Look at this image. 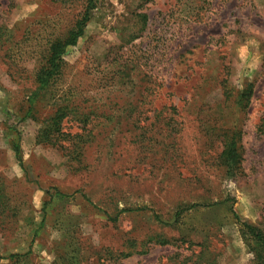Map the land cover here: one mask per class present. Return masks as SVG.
Masks as SVG:
<instances>
[{"label": "rangeland", "instance_id": "1", "mask_svg": "<svg viewBox=\"0 0 264 264\" xmlns=\"http://www.w3.org/2000/svg\"><path fill=\"white\" fill-rule=\"evenodd\" d=\"M83 11L0 0V257H25L0 264H253L233 212L264 219V0H99L34 99L50 42ZM61 107L69 150L38 136ZM235 126L233 179L219 156Z\"/></svg>", "mask_w": 264, "mask_h": 264}, {"label": "trees", "instance_id": "2", "mask_svg": "<svg viewBox=\"0 0 264 264\" xmlns=\"http://www.w3.org/2000/svg\"><path fill=\"white\" fill-rule=\"evenodd\" d=\"M98 1L99 0H84V11L70 32L65 37L56 38L50 42L45 57V63L36 73L38 88L35 94H33L34 99H37L42 92H45L51 83L61 74L64 66V54L70 46L76 45L80 37L84 34L85 28L90 19L91 11L96 7ZM140 16L142 22L146 24L147 15L143 13L140 14ZM252 94L253 87L251 85L241 91L238 97L239 106L246 109L249 106ZM67 115L66 108L61 107L52 115L41 121L42 127L38 136L43 140L42 142L49 141L50 144L57 145L63 150H69L72 145L67 146L61 143V141L65 140L68 136H74L64 130L63 120ZM31 116L34 115L32 114ZM242 136V129L237 126L228 129L221 134L223 149L220 153L219 160L224 173L228 178L235 179L243 174L244 147L242 144ZM13 147L17 154L21 152L18 135L13 139ZM78 147V145H75V148ZM195 205L196 204L179 206L177 212L174 214V223L180 220L181 215L185 211ZM233 214L237 220L236 222L241 226L242 235L249 246L250 251L253 253V264H264V219L259 223H251L241 220L235 211ZM150 242L165 245L171 243L172 240L157 235L151 237ZM146 252L147 251L144 250L136 251V253L139 254ZM120 254H122L123 258H126L133 253L123 251ZM0 258H9L14 260V262L25 261V257H22V254L20 253H12L9 257Z\"/></svg>", "mask_w": 264, "mask_h": 264}]
</instances>
